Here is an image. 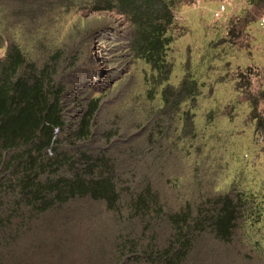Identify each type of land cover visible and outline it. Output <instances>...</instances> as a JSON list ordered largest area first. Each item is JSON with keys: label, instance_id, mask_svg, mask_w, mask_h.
Segmentation results:
<instances>
[{"label": "trees", "instance_id": "1", "mask_svg": "<svg viewBox=\"0 0 264 264\" xmlns=\"http://www.w3.org/2000/svg\"><path fill=\"white\" fill-rule=\"evenodd\" d=\"M188 3L0 0V264H77L79 258H88L87 264H210L219 261L216 251L232 243L239 228L264 226V201L255 193L233 185L208 194L201 185L202 196L193 203L173 205L158 184L162 180L146 169L139 173L140 159L156 147L157 137L176 152L181 140L195 136V117L182 106L196 99L198 83L187 76L172 95L167 88L174 72L169 52L184 33L174 27L176 12ZM249 3L264 14V0ZM72 11L79 23L69 30L75 29L71 36L79 42H52L45 33L56 23L62 26ZM102 13L124 21L126 55L147 66L146 97L153 103L157 91L164 103L160 110L152 104L149 118L139 123L145 147L132 180L134 152L123 158L113 153L128 140L114 125L99 127L103 95H87L62 77L71 57L80 59L82 39L100 37L88 25ZM255 20L240 31L234 24L230 43L247 36ZM259 115L264 119L263 113L254 118ZM211 235L222 246H208ZM253 244L259 252L261 240ZM258 256L264 264V253Z\"/></svg>", "mask_w": 264, "mask_h": 264}, {"label": "rangeland", "instance_id": "2", "mask_svg": "<svg viewBox=\"0 0 264 264\" xmlns=\"http://www.w3.org/2000/svg\"><path fill=\"white\" fill-rule=\"evenodd\" d=\"M96 15L95 24L88 27L99 30L100 37L82 39L76 56L80 59L72 56L69 70L62 77L82 86L87 95L95 91L103 95L99 127L105 130L114 125L128 140L113 153L116 158H123L134 152L129 176L132 180L138 156L145 147V134L139 123L149 118L152 104L160 110L164 103L157 91L152 92L153 103L146 97L150 87L144 81L147 66L126 55L129 30L124 21L116 14ZM64 18L62 26L56 23L45 34L60 45L78 43L73 41L75 35L71 36L75 29L69 30L73 23H79L78 14L72 11ZM255 18L247 26L248 35L240 36L232 45L231 27L235 24L236 31H240ZM174 27L184 33L178 34L169 52L174 72L167 88L172 95L187 76L198 83L200 93H196V99L191 98L182 106L195 117V136L181 140L182 153L180 149L168 151L162 147L167 139L160 143L157 137L156 147L140 159V175L146 169L162 180L158 184L173 205H182L186 200L193 203L202 196V190L217 195L233 185L264 201V126L260 125L264 119L260 115L254 118L264 114V14L249 0H191L176 12ZM247 231L239 228L234 241L216 251L221 261L211 260L210 264H263V256L258 254L264 253V226L259 224ZM257 240L262 244L257 245L259 252L253 246ZM206 242L211 247L222 246L212 235ZM50 260L58 262L55 258ZM87 261L88 258H79L77 264Z\"/></svg>", "mask_w": 264, "mask_h": 264}]
</instances>
